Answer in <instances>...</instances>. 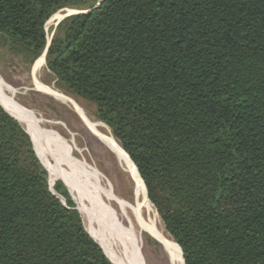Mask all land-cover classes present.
<instances>
[{"label":"trees","instance_id":"obj_1","mask_svg":"<svg viewBox=\"0 0 264 264\" xmlns=\"http://www.w3.org/2000/svg\"><path fill=\"white\" fill-rule=\"evenodd\" d=\"M97 2L0 0V37L30 66L51 17ZM45 64L95 106L183 264H264V0H103ZM57 181L0 106V264H114Z\"/></svg>","mask_w":264,"mask_h":264},{"label":"bare ground","instance_id":"obj_2","mask_svg":"<svg viewBox=\"0 0 264 264\" xmlns=\"http://www.w3.org/2000/svg\"><path fill=\"white\" fill-rule=\"evenodd\" d=\"M43 65L44 59L41 57L33 72ZM34 82L36 91L70 107L85 123L92 136L105 144L125 180L127 182L134 180L136 206L132 208L115 194L107 175L94 163L82 157L83 149L78 148L71 140L64 139L56 131L40 127L42 120L16 101L17 91L9 88L0 76L1 105L18 119L21 127L29 134L31 141L45 158L49 183L52 184L57 175L64 178L89 235L103 248L106 255L120 264H145V257L142 255L144 236L158 242L171 263L183 264L178 246L162 228H159L157 214L147 200L145 191L143 192L144 187L137 170L108 127L89 116L83 108L64 95L40 84L35 78ZM69 148L74 149L81 158L72 156Z\"/></svg>","mask_w":264,"mask_h":264},{"label":"rangeland","instance_id":"obj_3","mask_svg":"<svg viewBox=\"0 0 264 264\" xmlns=\"http://www.w3.org/2000/svg\"><path fill=\"white\" fill-rule=\"evenodd\" d=\"M67 10L77 11L73 9H63L58 13H56L46 22L45 33H46L47 43L51 42V39L58 26L57 19H55L56 15L57 17L58 15L63 16L66 14ZM42 54L32 65L29 66L25 64L19 56L11 53L6 48L3 39L0 37V76L3 78L4 83L9 88H14L17 91L15 99L20 105L32 111L34 115L36 114L35 117L42 120L40 127L48 130L56 131L64 139L71 140L78 148L83 149L84 153L82 154V157H84L88 162L94 163L101 171H103L107 175L109 183L112 186V189L115 192V194L123 198L130 207L134 208L136 206L135 193L133 191V188L135 187L134 180L131 179L130 182H127L125 180V178L121 175L119 168L115 164L112 155L108 151L105 144L101 142L98 138L92 136L91 132L88 130L85 123L74 111H72L70 107L55 101L51 96L47 94L35 90L34 78L40 84L64 95L68 100L75 103L79 107L83 108L89 116L96 119L94 115L95 106L92 103L76 98L66 93L64 90L59 89L55 85V78L46 68L45 58H44L43 67L33 72L40 58L42 57ZM4 109L7 110L12 115V113L8 109H6L5 107ZM69 153L78 159L81 158V155H79L72 148H69ZM40 156L43 158L41 153ZM43 161L45 162L48 168L45 158H43ZM58 177H61L65 182L67 191L72 201L75 203L72 194L69 191L67 183L61 175H57L54 178L52 184H50L48 181L49 186L52 187L53 184H56L58 181H61V179L57 181ZM48 179H49V173H48ZM75 206H76L75 208H77L76 203ZM153 210L157 214L154 207ZM157 217H158L159 228H162L165 231L166 235L169 237L158 214ZM82 222L84 224L83 226L85 230L87 231L86 229L87 227L83 219ZM150 239H151L150 237L144 236V241L142 245V255L143 258L145 257L144 258L145 264H173L171 263V260L165 253L162 246L157 242L159 245L158 246L157 244L154 243L155 240L152 241V239L151 240ZM103 252L106 255L104 250ZM106 257L114 264H120L119 262H117V260L113 259L112 257H109L108 255H106Z\"/></svg>","mask_w":264,"mask_h":264},{"label":"water","instance_id":"obj_4","mask_svg":"<svg viewBox=\"0 0 264 264\" xmlns=\"http://www.w3.org/2000/svg\"><path fill=\"white\" fill-rule=\"evenodd\" d=\"M102 1L103 0H98V2H97V4L94 6V7H92L91 9H89V10H87V11H68L67 10V12H66V14L65 15H63V16H59L58 15V18L56 17L55 19H57V24H59L62 20H64L65 18H67V17H69V16H71V15H75V14H85V13H89V12H91L92 10H94V9H96V8H98L99 6H100V4L102 3ZM48 47H49V43H47L46 44V47H45V50H44V52H43V54H42V57H43V59L45 58V55H46V53H47V49H48ZM0 106L2 107V109L8 114V115H10L11 117H13L15 120H17L18 121V119L17 118H15L13 115H11L10 113H8L5 109H4V107L1 105V103H0ZM19 122V121H18ZM26 133V132H25ZM27 134V133H26ZM28 135V134H27ZM29 136V135H28ZM30 138V137H29ZM31 140V139H30ZM32 142V141H31ZM134 165V164H133ZM135 167V166H134ZM136 169V168H135ZM138 173V172H137ZM141 182H142V180H141ZM142 184H143V182H142ZM48 186H49V184H48ZM143 187H144V184H143ZM49 189L52 191V189L50 188V186H49ZM144 191H145V196H146V190H145V188H144ZM146 198H147V196H146ZM148 200V199H147ZM77 211H78V209L77 208H75ZM179 248V247H178ZM179 251H180V254H181V259H182V252H181V250H180V248H179ZM105 255V254H104ZM182 263H183V260H182Z\"/></svg>","mask_w":264,"mask_h":264}]
</instances>
